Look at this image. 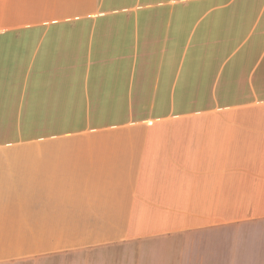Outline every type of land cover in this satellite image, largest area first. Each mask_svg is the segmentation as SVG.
Masks as SVG:
<instances>
[{"label": "crops", "instance_id": "crops-1", "mask_svg": "<svg viewBox=\"0 0 264 264\" xmlns=\"http://www.w3.org/2000/svg\"><path fill=\"white\" fill-rule=\"evenodd\" d=\"M0 264H264V0H0Z\"/></svg>", "mask_w": 264, "mask_h": 264}, {"label": "rangeland", "instance_id": "rangeland-1", "mask_svg": "<svg viewBox=\"0 0 264 264\" xmlns=\"http://www.w3.org/2000/svg\"><path fill=\"white\" fill-rule=\"evenodd\" d=\"M249 41H251V39H248L247 43H249ZM233 42H234V41H233ZM233 42H232V43H233ZM232 50H233V49L227 51V55H228V56H229V54L232 52ZM260 54H261V53L259 52V55H260ZM236 56H237V55H233L232 57H236Z\"/></svg>", "mask_w": 264, "mask_h": 264}]
</instances>
